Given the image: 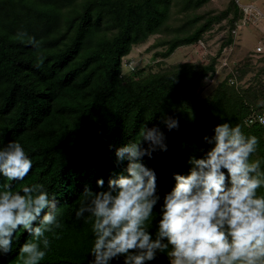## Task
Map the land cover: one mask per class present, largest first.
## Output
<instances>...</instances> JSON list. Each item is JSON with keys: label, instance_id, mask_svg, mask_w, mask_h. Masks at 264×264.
<instances>
[{"label": "trees", "instance_id": "16d2710c", "mask_svg": "<svg viewBox=\"0 0 264 264\" xmlns=\"http://www.w3.org/2000/svg\"><path fill=\"white\" fill-rule=\"evenodd\" d=\"M174 1L0 0V149L9 141H19L35 162L34 172L24 181L10 182L13 190L41 182L60 209L61 227L46 233L51 245L40 264H88L91 223L75 217L81 192L77 196L69 190L55 192V187L63 180L62 172L79 167L89 170L90 187L103 174L107 188L108 179L127 164L117 166L116 148L139 141L144 125L158 127L167 136V153H156L151 160L145 157L157 173L162 194L173 187V173L187 174L189 156L202 155L199 149L209 147L203 137L219 123L239 124L245 134L259 137L251 159H264L263 129L245 124V118L264 105L260 78L264 67L248 86H232L228 80L233 74L227 72L211 96L196 97L225 44L232 45V35L207 65L184 63L123 77L122 58L151 35H164L156 46H167L160 56L168 57L179 46L202 40L214 22L231 12L230 31L242 16L232 0L220 16L208 14L203 22L204 17L189 16L174 26ZM204 1L182 0L178 11L199 7ZM19 33L27 35L21 38ZM28 37L40 41L39 49L28 43ZM38 56L43 58L39 67ZM242 68L235 66L238 81H245L249 73ZM189 99L193 103L187 106ZM166 116L179 120L178 131L167 129L162 122ZM16 236L21 244L31 239ZM18 250L13 244L0 264H17ZM154 264L167 261L161 257Z\"/></svg>", "mask_w": 264, "mask_h": 264}, {"label": "clouds", "instance_id": "9594fccd", "mask_svg": "<svg viewBox=\"0 0 264 264\" xmlns=\"http://www.w3.org/2000/svg\"><path fill=\"white\" fill-rule=\"evenodd\" d=\"M28 43L40 47L35 37ZM42 64L38 56L37 67ZM258 119L264 125V116ZM162 122L169 131L179 130L178 119L166 116ZM140 137L116 148L117 166L127 164L107 188L103 174L90 187L89 170L79 167L62 172L63 183L55 187L81 192L75 217L91 223L88 264H154L161 257L167 264H264V159H251L260 138L239 124L215 125L203 137L209 147L190 155L187 174L173 173V187L162 194L145 157L167 153V136L144 125ZM34 167L19 141L0 149V258L15 244L17 264H40L51 245L46 233L61 227L58 201L43 183L13 190L10 182L21 183ZM17 233L31 239L21 244Z\"/></svg>", "mask_w": 264, "mask_h": 264}, {"label": "rangeland", "instance_id": "374dc122", "mask_svg": "<svg viewBox=\"0 0 264 264\" xmlns=\"http://www.w3.org/2000/svg\"><path fill=\"white\" fill-rule=\"evenodd\" d=\"M251 1L255 0H243L244 3H249ZM231 4L232 0H206L199 7H191L188 8L187 11H178L181 8L182 0H175L172 7V12L174 15L171 17V22L174 24V26H178L184 22V18L187 19L189 16L204 17L200 20L203 22L206 18L205 16L208 14L220 16L221 13L227 10ZM256 4L264 11V5H261L258 2ZM233 16L234 14L231 12L227 18H223V20L214 22V25L204 34L202 40L194 44L179 46L168 57L160 56V53H163L167 46H156V43L158 41L160 42L164 35H151L144 42L134 45L132 51L127 56L122 58L123 77L128 78L133 75L140 76L142 74L156 73L184 63L207 65L211 62L212 58L218 55L220 48L232 35L234 39L232 45L226 46L225 44L224 48H227L228 51L223 54L221 52V55H218L219 57L216 60V66L214 70L219 68V70L216 71L217 73H215L218 78L214 81L210 77H208L210 79H208V81H206L205 78V81L203 82V85L205 86L198 90L196 97L198 99H203L211 96L214 93L216 86L224 80L223 74L229 72L230 69L235 66V64L238 65L239 68L244 66L247 68L248 64H250L246 69L249 70V73L244 78V83L246 86H248L249 83H251L250 79L253 80L252 78L254 77V74L257 73L260 68L264 67V55H254V50L256 47L260 44H264V34L262 29V34H260L261 30L243 28L240 30V36H238V34L235 35L232 33V31H230L231 27L228 22V19L232 18ZM239 21L235 24V28L237 27ZM173 35L175 36V34ZM173 35L169 38H173ZM225 59L230 61H228L230 65L222 67L224 62L227 61ZM210 75H212V73H210ZM192 103L193 100L189 99L186 102V105L190 106Z\"/></svg>", "mask_w": 264, "mask_h": 264}, {"label": "built area", "instance_id": "2783aa9c", "mask_svg": "<svg viewBox=\"0 0 264 264\" xmlns=\"http://www.w3.org/2000/svg\"><path fill=\"white\" fill-rule=\"evenodd\" d=\"M234 2L238 5V7L241 9L242 11V18L240 19L239 23L237 24V27L232 30V33H234L235 35H237L240 30L244 27H249L251 25H258V23L264 19V15L262 14V12L254 5L251 3H244L243 0H234ZM263 28H264V23H263ZM228 51L227 48H224L222 50V54L226 53ZM229 54V53H228ZM254 55L255 56H261L264 55V44H260L256 47V49L254 50ZM227 58V57H226ZM226 62H224L223 66H229L230 63H228V59ZM230 62V61H229ZM236 66V64H235ZM234 66V67H235ZM231 68L229 73L233 74L232 77L229 78V83L232 86L235 87H239L241 84H244V80L243 81H238V72L235 70V68ZM221 69V68H220ZM217 70H219V68H217ZM214 70L212 73V75H209L206 77V81H208V77H210L213 81L215 79H217L218 77L216 76L215 73H217ZM228 75L223 74V79H225V77ZM261 81H262V85L264 86V72L261 73L260 75ZM210 80V79H209ZM264 116V105L260 106L258 109L253 110L246 118H245V124L247 126H253V125H258L263 129V137H264V125H262L259 121V117Z\"/></svg>", "mask_w": 264, "mask_h": 264}, {"label": "crops", "instance_id": "0c3cea01", "mask_svg": "<svg viewBox=\"0 0 264 264\" xmlns=\"http://www.w3.org/2000/svg\"><path fill=\"white\" fill-rule=\"evenodd\" d=\"M260 3L261 5H264V0H255V1H251V2H249V3H251V4H254L261 12H262V14L264 15V11L262 10V8H260L256 3ZM263 23H264V19H262L259 23H258V25H251V26H249V27H244V29L245 28H247V29H251V30H263V34H264V28H263ZM243 29V28H242ZM262 30L260 31V34H262ZM240 34H241V32H239L238 33V36H240ZM238 36H237V38H238Z\"/></svg>", "mask_w": 264, "mask_h": 264}]
</instances>
